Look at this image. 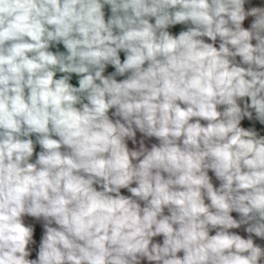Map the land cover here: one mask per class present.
<instances>
[{"label":"clouds","instance_id":"obj_1","mask_svg":"<svg viewBox=\"0 0 264 264\" xmlns=\"http://www.w3.org/2000/svg\"><path fill=\"white\" fill-rule=\"evenodd\" d=\"M0 264H264V0H0Z\"/></svg>","mask_w":264,"mask_h":264}]
</instances>
